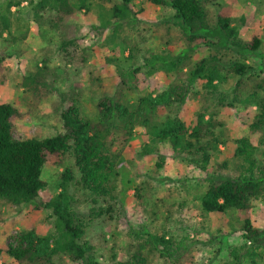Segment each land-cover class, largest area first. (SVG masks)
<instances>
[{"label":"trees","instance_id":"obj_1","mask_svg":"<svg viewBox=\"0 0 264 264\" xmlns=\"http://www.w3.org/2000/svg\"><path fill=\"white\" fill-rule=\"evenodd\" d=\"M93 1L100 6L96 27L100 33L113 29L118 34L127 25L139 22L135 0H38L33 4V17L39 24L46 20L54 30L63 33L62 28L73 17L81 12L90 14ZM151 2L172 10L163 19L167 35L176 28L185 45L178 54L168 49L151 50V56L139 65L144 47L132 38L126 40L132 66L125 68L118 59L109 58L116 65L115 75L95 76L103 92L94 117L84 114L77 87L58 91L60 104L65 105L61 111L64 130L44 138H16L22 112L15 103H0V200L51 210L55 216L54 231L48 235L40 234L34 226L12 233L8 243L0 247V260L8 255L20 264H57L64 257L71 264H102L98 245L89 239L88 229L98 220L117 224L123 221L121 169L125 165L124 152L131 147L138 127L144 128L149 137L142 154L159 151L160 146L168 144L183 161L204 174L202 215L226 217L233 212L232 230L243 231L245 242L231 252L232 264H259L264 258V229L254 226L252 221L256 203L264 202V53L260 51L263 40L258 35L249 40L242 37L233 15L234 0ZM13 4L14 1H8V13ZM7 16L0 14V36L10 26ZM239 20L245 24L246 17ZM83 39L64 33L59 46L68 61L77 57ZM202 48L210 53L196 58ZM254 57L262 62L251 63L249 59ZM46 63L45 60V65L24 77L23 83L30 90L37 92L52 84L47 80L50 67ZM144 68L149 77L164 72L171 78L169 87L141 91L147 82L142 77ZM232 76L237 78L232 90L220 89ZM198 95L203 101L188 123L182 111ZM239 103H244L249 112L248 120L243 121L248 133L235 140L232 159L224 160L214 170L213 159L227 133L222 113L239 108ZM159 158L156 166L162 168L165 158ZM48 163L65 166L60 191L54 195L46 193L43 173ZM231 163L235 171L227 175L224 170L230 169ZM145 185L146 182H140L135 188L140 200L144 198ZM72 186L90 198L92 206L87 214L78 210ZM201 226L195 229L197 235H201L204 223ZM125 234L129 238L126 258L121 259L113 248L109 254L111 264H150L152 256L167 263L184 264L199 241L198 237H177L167 227L159 232L130 224ZM102 237L105 239V234ZM218 243L222 245V240ZM220 251L221 246L216 252Z\"/></svg>","mask_w":264,"mask_h":264},{"label":"rangeland","instance_id":"obj_2","mask_svg":"<svg viewBox=\"0 0 264 264\" xmlns=\"http://www.w3.org/2000/svg\"><path fill=\"white\" fill-rule=\"evenodd\" d=\"M10 0H0V14H7L10 26L0 36V103H15L22 112L19 120L16 138H44L54 136L64 130L61 111L65 105L60 104L59 92L76 88L81 94L84 114L94 117L96 103L101 97L103 89L95 80L100 73L103 77L115 75L116 65L109 61L118 59L125 68H130L133 59L129 56L125 41H139L144 47L137 62L143 64L152 51L168 49L178 54L185 41L175 28L172 34L167 35V25L164 18L172 10L157 6L151 0H135L137 17L136 25H127L124 32L114 33L113 29L96 30L99 25L98 14L100 6L93 1L89 15L83 12L73 17L60 33L44 20L40 24L34 18L33 4L38 0H12L14 4L11 12L7 11ZM75 1V0H74ZM230 2L231 0H220ZM233 15L236 24L240 25L242 37L252 39L254 35L262 38L260 49L264 53V0H234ZM19 3V4H18ZM245 16V24H240V18ZM47 19V18H45ZM3 26H0V34ZM64 33L68 36H80V49L77 57L68 61L59 43ZM149 51V52H147ZM210 51L202 48L195 56L200 58ZM84 58V59H83ZM50 67L47 80L52 82L47 88L39 91L30 90L23 82L24 77L37 71V67ZM82 60H85L84 62ZM251 63H261L259 57L249 59ZM142 77L147 78L141 91H160L171 84V78L159 71L149 77L143 70ZM259 72V69H257ZM261 76H264L261 74ZM236 77H231L220 89L231 91L236 83ZM57 87V88H55ZM198 90V88H197ZM140 91V92H141ZM201 95L187 102L182 111L183 118L189 123L195 110L201 105ZM239 108L224 111L227 133L225 141L220 145V151L213 159V169L226 159H232L235 149V140L247 135L248 127L243 123L248 120V109L239 103ZM256 109V107L254 108ZM149 141L146 130L138 127L131 141V147L124 152V166L121 169V197L120 209L122 222H104L98 220L88 229L89 239L98 245V257L102 264H111L109 254L111 249L120 253V258H126L125 247L129 238L125 232L128 225L137 229L148 226L161 232L165 227L177 237H198L189 259L184 264H232L231 252L240 248L245 242L243 231H233V212L226 217L221 215H202L201 197L206 190L204 174L189 165L176 154L168 144L160 146V150L150 154H142L144 145ZM160 155L165 158V164L158 168ZM71 164V163H67ZM65 166L57 167L50 163L45 165L43 177L47 181V194H56L60 191L61 173ZM233 164L224 173L232 175ZM146 182L143 190L144 198L136 196V186ZM72 193L76 196L77 208L83 214L89 212L92 203L83 191L72 186ZM45 197V193L42 194ZM254 226L264 229V202L258 201L252 212ZM55 216L51 210H38L31 205H11L0 200V247H4L12 233L34 226L40 234L48 235L54 231ZM201 235L195 229L201 228ZM105 234L104 239L102 235ZM209 238V241L206 240ZM222 240V245L218 241ZM221 246L220 253H217ZM264 250V249H263ZM0 264H20L13 258L5 255ZM57 264H71L67 258H61ZM150 264H171L158 256H152ZM244 264H250L246 261ZM264 264V258L259 260Z\"/></svg>","mask_w":264,"mask_h":264}]
</instances>
